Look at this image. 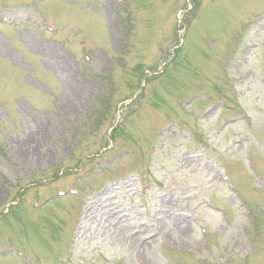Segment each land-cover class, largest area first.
Masks as SVG:
<instances>
[{
  "label": "rangeland",
  "instance_id": "obj_1",
  "mask_svg": "<svg viewBox=\"0 0 264 264\" xmlns=\"http://www.w3.org/2000/svg\"><path fill=\"white\" fill-rule=\"evenodd\" d=\"M122 1L0 0V264H264V0Z\"/></svg>",
  "mask_w": 264,
  "mask_h": 264
}]
</instances>
